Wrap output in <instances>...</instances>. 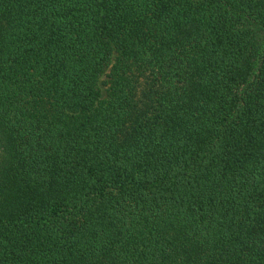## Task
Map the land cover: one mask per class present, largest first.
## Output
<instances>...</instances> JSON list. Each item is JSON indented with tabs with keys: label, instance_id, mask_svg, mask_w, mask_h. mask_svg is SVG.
<instances>
[{
	"label": "trees",
	"instance_id": "trees-1",
	"mask_svg": "<svg viewBox=\"0 0 264 264\" xmlns=\"http://www.w3.org/2000/svg\"><path fill=\"white\" fill-rule=\"evenodd\" d=\"M0 264H264V0H0Z\"/></svg>",
	"mask_w": 264,
	"mask_h": 264
},
{
	"label": "rangeland",
	"instance_id": "rangeland-1",
	"mask_svg": "<svg viewBox=\"0 0 264 264\" xmlns=\"http://www.w3.org/2000/svg\"><path fill=\"white\" fill-rule=\"evenodd\" d=\"M105 80H106V78H102V80H101V90H102L103 95L105 94V85H104Z\"/></svg>",
	"mask_w": 264,
	"mask_h": 264
}]
</instances>
